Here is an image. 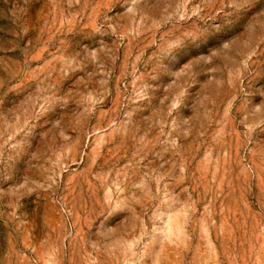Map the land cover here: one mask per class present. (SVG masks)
Instances as JSON below:
<instances>
[{"label":"rangeland","instance_id":"rangeland-1","mask_svg":"<svg viewBox=\"0 0 264 264\" xmlns=\"http://www.w3.org/2000/svg\"><path fill=\"white\" fill-rule=\"evenodd\" d=\"M0 264H264V0H0Z\"/></svg>","mask_w":264,"mask_h":264}]
</instances>
